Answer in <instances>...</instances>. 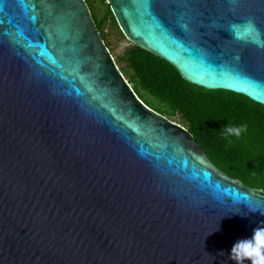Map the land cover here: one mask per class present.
I'll return each instance as SVG.
<instances>
[{
    "label": "water",
    "instance_id": "water-1",
    "mask_svg": "<svg viewBox=\"0 0 264 264\" xmlns=\"http://www.w3.org/2000/svg\"><path fill=\"white\" fill-rule=\"evenodd\" d=\"M105 2L185 81L264 106V0ZM259 211L137 97L85 0H0V264H235Z\"/></svg>",
    "mask_w": 264,
    "mask_h": 264
},
{
    "label": "trees",
    "instance_id": "trees-1",
    "mask_svg": "<svg viewBox=\"0 0 264 264\" xmlns=\"http://www.w3.org/2000/svg\"><path fill=\"white\" fill-rule=\"evenodd\" d=\"M110 17L107 3L100 17L92 15L111 53L102 32ZM124 54V63L132 71L126 81L143 103L185 127L215 167L264 191V106L239 93L191 84L170 63L133 43ZM118 69L122 71L121 66ZM229 124L248 128L240 138L225 139L223 129Z\"/></svg>",
    "mask_w": 264,
    "mask_h": 264
},
{
    "label": "clouds",
    "instance_id": "clouds-1",
    "mask_svg": "<svg viewBox=\"0 0 264 264\" xmlns=\"http://www.w3.org/2000/svg\"><path fill=\"white\" fill-rule=\"evenodd\" d=\"M247 128V124H241L239 126L229 124L223 129V136L225 139L229 137L240 138L241 134L247 131ZM229 143H231V140H229ZM249 211L257 212L258 210L249 209ZM260 213L264 215V212ZM244 214L246 215L247 213ZM215 230H218V226ZM229 258L235 264H245V261H249L250 264H264V222L253 229L250 238L238 239L232 245Z\"/></svg>",
    "mask_w": 264,
    "mask_h": 264
},
{
    "label": "rangeland",
    "instance_id": "rangeland-1",
    "mask_svg": "<svg viewBox=\"0 0 264 264\" xmlns=\"http://www.w3.org/2000/svg\"><path fill=\"white\" fill-rule=\"evenodd\" d=\"M88 8L90 9L94 17H100L101 13L105 10L106 2L105 0H86ZM103 36L105 41H107L111 46V55L113 59H117V66H121V74L126 79L132 71L124 63V52L128 49L131 42L127 40L121 33L118 25L116 24L114 18H111L103 25L102 28ZM131 85V83H130ZM145 96L151 99L147 94Z\"/></svg>",
    "mask_w": 264,
    "mask_h": 264
},
{
    "label": "snow or ice",
    "instance_id": "snow-or-ice-1",
    "mask_svg": "<svg viewBox=\"0 0 264 264\" xmlns=\"http://www.w3.org/2000/svg\"><path fill=\"white\" fill-rule=\"evenodd\" d=\"M31 19L35 20V17H34V16L31 17ZM258 91H259L261 94H264V87H260V88L258 89Z\"/></svg>",
    "mask_w": 264,
    "mask_h": 264
}]
</instances>
